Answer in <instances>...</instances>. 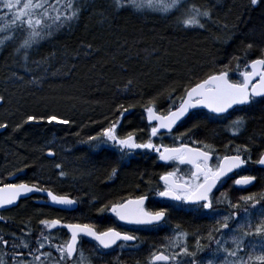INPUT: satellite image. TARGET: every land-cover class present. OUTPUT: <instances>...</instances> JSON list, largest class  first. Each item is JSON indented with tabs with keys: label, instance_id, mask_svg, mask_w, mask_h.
Segmentation results:
<instances>
[{
	"label": "trees",
	"instance_id": "obj_1",
	"mask_svg": "<svg viewBox=\"0 0 264 264\" xmlns=\"http://www.w3.org/2000/svg\"><path fill=\"white\" fill-rule=\"evenodd\" d=\"M186 2L212 11L204 28L181 26L175 18L161 14L114 12L111 0H84L79 19L29 50L27 59L23 50L15 51L23 36L17 32L15 44L0 49V96L4 98L0 101V124L6 125L0 128V184L26 182L70 195L79 201L78 209L71 213L78 221L100 214L110 201L150 196L167 170L156 153L137 150L122 155L111 146H90L88 137L109 122H118L119 135L133 133L145 142L150 132L145 108L150 101L154 99L157 111L166 113L172 101L179 103L185 89L223 65H229V79L238 81L237 62H229L233 56L240 57L242 70L244 45L253 44L248 61L264 53V2L255 6L250 0ZM6 11L0 4V16ZM121 105L129 109L123 116ZM235 115L243 117L245 125L234 135L231 119ZM29 116L35 119L29 121ZM50 116L57 120L49 122ZM160 137L153 141L177 145L182 137L184 143L207 145L224 155L247 146L256 161L264 152V101L236 107L221 116L194 110L173 132H163ZM49 150L54 155H48ZM246 168L259 167L250 163ZM61 170L64 176L59 175ZM262 183L264 179L258 176L250 191ZM52 210L22 199L6 211L0 236L5 240H37L41 232L49 236L46 229L40 230L43 219L39 217ZM175 219L178 222L180 217ZM36 224L38 230L29 231ZM29 232L31 235H26ZM138 236L142 239L132 245L133 255L121 254L119 262L149 264L151 251L146 257L143 252L153 249L156 242L145 234ZM247 241L250 250L257 243ZM260 250L255 252L260 255Z\"/></svg>",
	"mask_w": 264,
	"mask_h": 264
},
{
	"label": "snow or ice",
	"instance_id": "obj_2",
	"mask_svg": "<svg viewBox=\"0 0 264 264\" xmlns=\"http://www.w3.org/2000/svg\"><path fill=\"white\" fill-rule=\"evenodd\" d=\"M251 5L255 6L264 0H250ZM0 4L6 9V13L0 16V49L7 48L15 44L17 32L23 33L21 42L15 51L20 53L23 50L25 59L28 51L39 47L54 32L62 28H68L74 21H77L84 10V0H0ZM110 7L114 12L122 10L131 11L138 15L161 14L164 18H175L181 26L204 28L205 23L212 18V11L195 4H188L186 0H111ZM219 39V37H217ZM90 47V46H89ZM253 49V44L248 43L241 49L245 57L241 70L240 57L233 56L232 61H236V72L240 76L238 81L229 79V65H223L220 71L209 74L205 79L196 83L194 86L185 89L184 96L179 98V103L172 101L166 114H160L155 106L154 99L146 106V120L149 122V138L145 142H137L133 133L121 136L118 133V122H109L107 127L94 136H89L87 143L90 146L108 147L111 146L122 155H130L137 150H146L158 154L161 161L177 162L187 164L191 171L189 175H178L179 169L168 171L159 177L163 181V190L158 191L157 195L173 201L184 202L197 206L198 209H212V193L218 183L226 182L232 175L237 174V170L243 169L250 163H255L264 167V153H261L256 161H252L251 149L247 146L236 147L235 154L216 156V163L213 165V150L207 145L196 147L184 143L182 137L178 146L169 147L163 144L157 145L153 138L160 137L161 131L171 133L178 122L185 118L190 110L204 107L213 114L228 113L235 106L251 105L258 101H264V53L261 57L248 61L246 59L249 52ZM4 98L0 96V101ZM171 100V94L169 96ZM120 115L128 112L129 109L120 106ZM32 116L28 120H34ZM49 122L56 121V116L48 117ZM68 124V120L59 121ZM245 125L243 117H238L231 121L233 134H238ZM5 124H0V128H5ZM162 138V137H160ZM48 155H54L49 150ZM61 169V165H56ZM116 170L113 169V175ZM60 176L65 173L61 170ZM255 176L245 175L233 181V186L246 188L253 184ZM46 192L51 201L59 205H74L75 200L65 195H56L45 188L28 183H2L0 184V208L14 205L22 196L30 193ZM148 199L147 195L136 198H129L120 203L105 205L99 211L108 209L111 213L127 224L152 226L164 221L167 216V209L149 211L144 205ZM247 205L244 208L245 215H250L249 208L255 209L257 205L261 208V220L255 225V230L251 231L253 225L250 220L244 224H238L235 229L229 228L230 221L238 218L236 211L222 217V223L217 221L219 227L217 232L229 231L238 232L239 235L232 237L234 247H221L227 241H217V251L224 253L223 264H264V204L261 199L253 195L240 198ZM225 203L232 209H239L240 204H233L231 200L225 198ZM46 229H55L61 226L60 220L41 221ZM70 230V239L63 244H52L49 236L43 232L39 234L36 241V248L33 251L30 243L21 240L20 244L13 242L12 247H23L28 249L27 255L32 259L28 264H47L52 259L51 252H41L46 245L54 248L58 253L57 264H91L90 258L85 256L84 251L78 247L79 238L86 236L95 241L100 249H111L113 246L123 247L118 242H134L137 237L127 232H120L116 228H107L104 231L97 229L89 224H67L64 225ZM248 228L249 231H244ZM30 236L31 233H26ZM249 236L258 237L257 243L253 244V249L260 248V255H250L245 253V240ZM209 240L213 239L209 233ZM188 234L180 230L177 226L174 236L167 241L165 248L150 257V264H212V261H199L198 252L201 251L200 241L197 239L196 248L189 251ZM0 244L8 246L9 241L0 236ZM174 249H178L175 251ZM245 253V255H241ZM23 253L16 252L11 259L14 264H24ZM41 257L45 259L42 260ZM0 264H7L4 254H0Z\"/></svg>",
	"mask_w": 264,
	"mask_h": 264
},
{
	"label": "flooded vegetation",
	"instance_id": "obj_3",
	"mask_svg": "<svg viewBox=\"0 0 264 264\" xmlns=\"http://www.w3.org/2000/svg\"><path fill=\"white\" fill-rule=\"evenodd\" d=\"M190 146L196 147L193 145H190ZM223 155L224 154H221V153L218 154L213 151L214 158L211 161V163L215 165L216 163L215 157L223 156ZM225 155H230V154H225ZM161 162L164 165L166 164L167 166V170L163 171L161 175L165 174L168 171H171L172 169H177V168L179 169V171L181 170V168H185L187 170V172L184 173L185 176L190 174L191 168L187 164L177 163L173 167L169 162H165V161H161ZM249 168H246L245 166V169L237 170L236 175L229 174L231 176V179H227L226 182H221L217 184V187L213 190V193H212V201H213L212 209H198L197 206L195 205H190V204L179 202V201H173L168 198H163V197L158 196L157 192L163 190V181L158 179L159 183L156 189L153 191V193H151L150 196L147 194H144L148 196V199L145 201L144 207L149 211H158L160 209H167V216L164 221H161L159 224L152 225V226L127 224L123 221H120L115 216V214L111 213L108 209H105V211L101 212L98 215H95L94 217L92 216L93 218L91 219H85L84 221H78V219L72 218L73 214L71 215V213L74 210H77L79 206L75 207L74 209H63V208L52 206L49 204L48 196L43 195L41 193H39L37 197H35L34 195L23 197L20 199V201L22 199L29 198L31 202L45 206L46 208H52L55 210L59 209L65 212V214L58 215L56 214L55 210H52L50 215L39 217V219H43V221H51V220L61 221V226H58L57 228L51 229V230L46 229L44 226H40L41 227L40 230L44 231V229H46L45 234H49V238L51 239L52 244H63L65 241H68L70 239V230L64 227V225L72 224V223L89 224V225L94 226L97 229V231H104L110 227L116 228L120 232H127L131 235L136 236L137 237L136 240L142 239L138 235L145 234L146 239L148 238V240H150L152 243L156 242L157 244L158 242H162L164 245L167 243V241H169V240L164 239L169 235V230L172 229L173 231H175L176 230L175 228L179 226L180 230L188 234L187 243L189 246V251L195 250L196 241L198 239L200 241L201 251L198 252L197 259L198 260H202V259L212 260L211 258L218 253L216 242L218 240L219 234H221L222 236L221 240H232V237L234 235H239L238 232L229 231L228 229H225V231L223 230V232H219V233L215 231V229L219 227L217 223L218 219L220 217L222 218L223 215L225 216L229 215L227 214V211L224 210L227 207L226 203L224 202L225 201V196H223L224 194L219 195L217 193L220 192L221 190H224V189H221V187L224 186L226 187L225 188L226 191L224 193L227 195L232 193L234 190L236 192L241 193L243 197L249 196L248 194L250 193V189L252 188L253 185L250 187H246V188H238V187L233 186V181L239 178V176L250 175V176H255L258 178V176H256V174L253 171L251 172ZM229 185L232 188L228 189L227 187ZM136 197L138 196H128L124 199L121 198V199L110 201L108 204L120 203L123 200L129 199V198H136ZM215 202H217V205H214ZM245 207H247V205L243 203L239 212H237L238 218L241 217V220H244V223L249 220L250 222H253L252 230L254 231L255 230L254 226L260 222V220H256L255 218L258 215L261 218V212L257 211V213H251L249 210L250 215L246 216L244 213ZM8 209L10 208H4L0 210V223H5L7 221V218L5 216H6V211ZM66 212L69 214H66ZM176 215L180 217V220H178V222L175 219ZM238 218L234 221H230L229 223L230 229H235L237 225L240 224L238 222ZM209 233H211L213 236V239L211 240H209L208 238ZM157 234L160 237H154V235H157ZM247 238L248 240H258V238L255 236H249ZM8 241H9L8 246L0 244V254H4V258H6L8 255L14 256L16 252H21L23 253L22 259L24 260V264H28L26 260L32 259L30 256L27 255L28 249H25L23 247L22 249H20L19 247L14 249L12 247L13 242H17L16 244H20L21 240H8ZM25 241L29 242L31 249L35 251L37 240H25ZM134 242H118V244H123V247L113 246V248L111 249H100L98 244L95 241H93L91 238H88L86 236H81L79 238L78 247L84 251L85 256L90 258V255H92L90 258L91 264H94V263L120 264L122 263V262H119V261H122L121 254H123L124 257H127V256L130 257L132 255L131 254L132 245H133L132 243ZM160 250H165L166 252L168 251L163 246L156 247L154 249L148 248V251H151V255ZM51 251H54L56 258H54L53 260H48L49 262L47 261V264L49 263L57 264L58 253L56 252L54 248L46 245L43 249H41V252H51ZM117 252H119L120 254L119 256L116 255ZM42 258L44 257H41V259Z\"/></svg>",
	"mask_w": 264,
	"mask_h": 264
},
{
	"label": "rangeland",
	"instance_id": "obj_4",
	"mask_svg": "<svg viewBox=\"0 0 264 264\" xmlns=\"http://www.w3.org/2000/svg\"><path fill=\"white\" fill-rule=\"evenodd\" d=\"M236 118H238L237 117V115H235L232 119H231V121L232 120H234V119H236ZM123 137V136H122ZM137 138V137H136ZM137 142H142V141H139V139L137 138ZM169 163L174 167L176 164H177V162H172V161H169ZM254 167V166H253ZM174 169H172L171 171H173ZM254 172L255 174H256V176H262V178L264 179V169H262V168H254V169H252L251 170V172ZM185 172H187V170L185 169V168H181V170L178 172V175H185L184 173ZM188 174V173H187ZM225 188L226 187H224V186H222L221 187V189H224V190H221L220 192H218L217 194H219V195H221V194H224L223 196H225V198L226 199H228V200H231V202L233 203V204H240V208H241V206L243 205V202L241 201V197H243L242 196V194L241 193H239V192H236V191H234L233 190V192L232 193H230V194H225L224 192L226 191L225 190ZM228 189H230V188H232V187H230V185L227 187ZM262 188H264V185L262 186ZM259 193H260V195H259ZM248 195H253V196H255L256 198L257 197H261L260 199H261V203L262 204H264V193L261 191V192H259V188H257L256 190L254 189L253 190V192L252 191H250V193L248 194ZM214 205H217V202H215V204ZM221 205V204H220ZM219 205V206H220ZM226 205H227V207L224 209V210H226L227 211V214H230L231 212H233V211H236V212H239V210H240V208L239 209H232V208H230L229 206H228V204L226 203ZM222 207V206H221ZM223 208V207H222ZM223 210V211H224ZM250 210V212L251 213H257V211H261V208H260V206H256V208L253 210V209H249ZM259 213V212H258ZM256 215H258V214H256ZM225 215H223V217H224ZM241 216V215H240ZM258 218H259V215L257 216ZM256 217V218H257ZM218 221H220L221 223H222V218L220 217L219 219H218ZM238 222L240 223V224H244V220H241V217L240 218H238ZM253 222H251V224H252ZM30 229L31 230H38V226H37V224L36 225H33L32 227H29V231H30ZM176 229V228H175ZM163 230V229H162ZM225 231V230H224ZM244 231H249V229L248 228H245L244 229ZM251 231H253L252 229H251ZM219 233V232H218ZM174 234H175V231H173L172 229L171 230H169V235L166 237V238H164V239H166V240H170L173 236H174ZM221 238H222V236H221V234H219V236H218V240L217 241H227V243H222V245H221V247H228L229 248V250H231V248L232 247H234V245L232 244V240H221ZM258 238V237H257ZM259 239V238H258ZM248 238H246V240H245V245H244V247H245V253H249L250 255H253V256H256V255H258L256 252H255V249H251L250 250V247H249V245H250V243H248ZM258 241V240H257ZM60 243V242H59ZM166 245V244H165ZM165 245L162 243V242H160L159 244L157 243V244H155L154 246H153V249L154 248H156V247H161V246H163V247H165ZM145 249V248H144ZM167 250V249H166ZM175 251H178L177 249H174ZM91 252H92V250H91ZM147 252H148V248H147V250L145 251L144 250V252H143V257H146L147 256ZM254 252L256 253V254H254ZM245 253H241V255H245ZM260 253H261V250H260ZM132 255H133V253H131ZM11 257H13L12 255H8L5 259H7V260H9V258H11ZM58 257V256H57ZM223 258H224V253L222 252V251H219L216 255H214L211 259L212 260H210V259H207V260H210V261H212V264H223ZM31 260V259H30ZM29 260V261H30ZM42 260H44V258H42ZM13 261V260H12ZM199 261H205V260H199ZM49 262V261H48ZM14 264V262H9V264ZM49 264H53V263H49ZM94 264H98V263H94Z\"/></svg>",
	"mask_w": 264,
	"mask_h": 264
},
{
	"label": "water",
	"instance_id": "obj_5",
	"mask_svg": "<svg viewBox=\"0 0 264 264\" xmlns=\"http://www.w3.org/2000/svg\"><path fill=\"white\" fill-rule=\"evenodd\" d=\"M235 107H237V106H235ZM235 107H234V108H235ZM234 108H233V109H234ZM197 109H204V110H207L208 112H210L208 109H206V108H204V107H199V108H196V109H193V110H197ZM193 110H190V112L188 113V115H189ZM230 110H232V109H230ZM230 110H229V111H230ZM210 113H211V112H210ZM224 114H225V113H224ZM188 115H187V116H188ZM217 115H222V114H217ZM187 116H186V117H187ZM186 117H185V118H186ZM183 119H184V118H183ZM183 119H182V120H183ZM182 120H181V121H182ZM181 121H180V122H181ZM180 122H178L177 125H178ZM177 125H175L174 128L177 127ZM174 128H173V129H174ZM173 129H172V130H173ZM0 130H1V129H0ZM162 131H163V130H162ZM261 167H262V166H261ZM29 185H30V184H29ZM48 191H49V190H48ZM38 193H39V192H38ZM42 193L45 194V195H47L46 192H42ZM52 193H53V192H52ZM32 194H36V193H30V194H27L26 196H29V195H32ZM54 194H55V193H54ZM56 195H57V194H56ZM26 196H22L21 198L26 197ZM47 196H48V195H47ZM65 196H68V195H65ZM68 197L71 198V199H73V200H75L72 196H68ZM21 198H20V199H21ZM49 198H50V197H49ZM20 199H19V200H20ZM19 200H18L14 205L18 204ZM75 201H76V200H75ZM14 205L6 206V207L0 208V209L9 208V207H12V206H14ZM50 205L55 206V207H58V208H63V209H74L75 207L78 206V202L76 201V203H75L74 205L66 206V205L55 204V203H53V202L51 201V198H50ZM124 264H128V263H124Z\"/></svg>",
	"mask_w": 264,
	"mask_h": 264
},
{
	"label": "bare ground",
	"instance_id": "obj_6",
	"mask_svg": "<svg viewBox=\"0 0 264 264\" xmlns=\"http://www.w3.org/2000/svg\"><path fill=\"white\" fill-rule=\"evenodd\" d=\"M264 153V152H263ZM261 155V154H260ZM259 155V156H260ZM259 156H258V158H259ZM264 185V183H262V185H261V187L259 188V192H263L264 193V188H262V186ZM51 256H52V259L51 260H53L54 258H56L55 257V253H54V251H51Z\"/></svg>",
	"mask_w": 264,
	"mask_h": 264
}]
</instances>
